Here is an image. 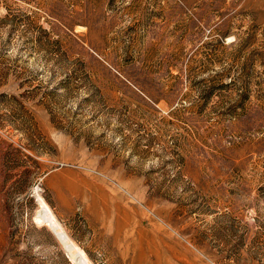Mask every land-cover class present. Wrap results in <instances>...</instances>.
Masks as SVG:
<instances>
[{"label": "rangeland", "instance_id": "rangeland-1", "mask_svg": "<svg viewBox=\"0 0 264 264\" xmlns=\"http://www.w3.org/2000/svg\"><path fill=\"white\" fill-rule=\"evenodd\" d=\"M0 264H264V0H0Z\"/></svg>", "mask_w": 264, "mask_h": 264}, {"label": "bare ground", "instance_id": "bare-ground-1", "mask_svg": "<svg viewBox=\"0 0 264 264\" xmlns=\"http://www.w3.org/2000/svg\"><path fill=\"white\" fill-rule=\"evenodd\" d=\"M60 238V237H59ZM62 241V240H61Z\"/></svg>", "mask_w": 264, "mask_h": 264}]
</instances>
